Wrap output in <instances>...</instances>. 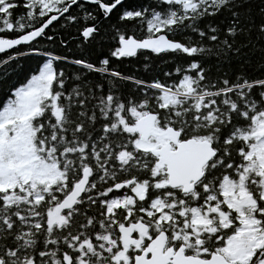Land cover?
Wrapping results in <instances>:
<instances>
[{
	"label": "snow or ice",
	"instance_id": "6c2138e0",
	"mask_svg": "<svg viewBox=\"0 0 264 264\" xmlns=\"http://www.w3.org/2000/svg\"><path fill=\"white\" fill-rule=\"evenodd\" d=\"M0 264H264V0H0Z\"/></svg>",
	"mask_w": 264,
	"mask_h": 264
}]
</instances>
